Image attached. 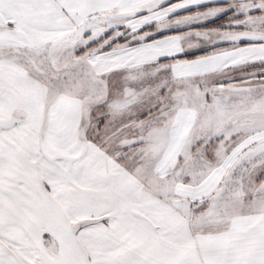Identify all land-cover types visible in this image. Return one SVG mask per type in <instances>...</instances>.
Returning a JSON list of instances; mask_svg holds the SVG:
<instances>
[{"label": "snow or ice", "instance_id": "obj_1", "mask_svg": "<svg viewBox=\"0 0 264 264\" xmlns=\"http://www.w3.org/2000/svg\"><path fill=\"white\" fill-rule=\"evenodd\" d=\"M0 264H264V0H0Z\"/></svg>", "mask_w": 264, "mask_h": 264}, {"label": "trees", "instance_id": "obj_2", "mask_svg": "<svg viewBox=\"0 0 264 264\" xmlns=\"http://www.w3.org/2000/svg\"><path fill=\"white\" fill-rule=\"evenodd\" d=\"M223 20H224L223 17L218 18L217 20L212 21L208 26H218V25H220L221 23H223Z\"/></svg>", "mask_w": 264, "mask_h": 264}, {"label": "crops", "instance_id": "obj_3", "mask_svg": "<svg viewBox=\"0 0 264 264\" xmlns=\"http://www.w3.org/2000/svg\"><path fill=\"white\" fill-rule=\"evenodd\" d=\"M218 2H222V0H218Z\"/></svg>", "mask_w": 264, "mask_h": 264}]
</instances>
